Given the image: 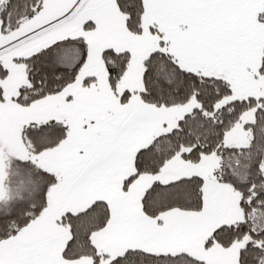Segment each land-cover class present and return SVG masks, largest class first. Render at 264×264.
I'll return each mask as SVG.
<instances>
[{
  "label": "snow or ice",
  "instance_id": "6c2138e0",
  "mask_svg": "<svg viewBox=\"0 0 264 264\" xmlns=\"http://www.w3.org/2000/svg\"><path fill=\"white\" fill-rule=\"evenodd\" d=\"M0 264H264V0H0Z\"/></svg>",
  "mask_w": 264,
  "mask_h": 264
}]
</instances>
